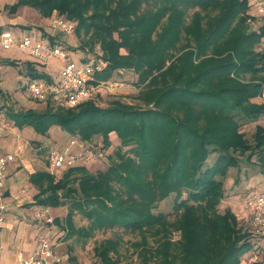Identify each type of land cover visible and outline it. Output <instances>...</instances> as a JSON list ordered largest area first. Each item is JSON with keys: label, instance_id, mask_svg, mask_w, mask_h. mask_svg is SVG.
Returning a JSON list of instances; mask_svg holds the SVG:
<instances>
[{"label": "trees", "instance_id": "trees-1", "mask_svg": "<svg viewBox=\"0 0 264 264\" xmlns=\"http://www.w3.org/2000/svg\"><path fill=\"white\" fill-rule=\"evenodd\" d=\"M23 5L43 17L57 11L74 20L76 36L86 38L81 52L99 44L107 62L96 78L131 69L145 91L139 99L152 105L112 100L102 107L88 100L66 111L49 104L43 112L11 114L15 124L42 135L58 126L82 141L101 136L108 146L116 134L121 143L105 170L70 168L58 179L32 174L34 203L67 205L63 221L53 222L69 237L108 229L138 234L131 244L139 264H242L252 249L249 235L229 207L219 212L218 205L222 178L239 164L236 152L247 162L256 156L264 174V125L255 126L252 141L241 131L244 121L264 116V101L254 100L264 83V23L251 28L248 0H17L9 12ZM171 194V212H154ZM77 212L85 226L75 227ZM174 230L177 241L170 239ZM118 246L117 237L105 238L94 254L116 264Z\"/></svg>", "mask_w": 264, "mask_h": 264}, {"label": "rangeland", "instance_id": "rangeland-1", "mask_svg": "<svg viewBox=\"0 0 264 264\" xmlns=\"http://www.w3.org/2000/svg\"><path fill=\"white\" fill-rule=\"evenodd\" d=\"M33 9L37 11V9ZM33 9H29L27 7L23 8L20 11L21 17L26 18L25 16L30 15ZM253 12L254 10L249 7L250 17L251 13ZM54 16L65 18L57 11H55ZM23 18L22 20L25 21ZM185 18L186 20L184 21V24L186 25V23L189 22L190 15L188 14V16ZM69 21L72 22L75 27L76 22L71 19ZM248 22L250 23V25H252V29H256L262 23H264V19L259 17H251L248 18ZM51 26L55 29L54 37H57V41L54 40V42L58 43L64 48L66 47L67 49H69L74 61L82 62L83 58H90L95 51L101 54L102 57L103 53L99 47V44H95L94 46H90V44L83 45L84 49L86 50V52H84L85 54H83L81 52L82 49H80L79 47L81 42L86 40L85 37L76 36L75 31L69 35L63 34L59 32V30L53 25ZM28 27H33L36 32L39 29V26L34 24L20 25L21 29L27 28V31L22 30V33H29ZM8 29L13 30L12 28ZM62 35L63 38H59ZM29 36L32 37V35ZM185 42L186 40L182 41V43ZM1 57L8 60L13 58H15V60H33L30 55L23 51L16 49H3L0 46V58ZM0 63L4 64V61H0ZM58 68H60V65L56 58H52L49 61L48 65L44 67L46 71L52 72V74H56ZM4 69L7 71V74H9L13 67H11L10 65H4ZM2 73L3 72L0 73V76L3 75ZM136 78L137 75L135 71L133 72V70L131 69L116 70L111 77L105 79L107 81L114 80L115 84L109 88H100L99 92L95 96V100L93 101H95L102 107L107 106L108 103L112 100H118L123 101V103L129 104L130 106H135L141 109L151 108V104H145L141 99H139V94L145 93V91L143 90L141 92L143 88L141 89V86H137ZM3 79L4 78H0V82H2ZM7 79L11 81L12 89L10 90L12 92L10 96L11 98H9V96L6 97L4 93L0 94V127L4 128V130H0V133L2 134V136L0 137H7L12 146L10 147V149H8L7 147L4 150L0 149L1 154H5V152L13 153V149H15L13 148V146L17 145V141H20L24 146V155L28 156L27 158L31 157L34 159V168H44V164L47 161V170L49 172V154L51 150L54 148H64L65 145L69 143L71 138L83 143L84 148L91 147L101 152V156H97L88 164L77 165L72 168L86 167L90 172H95L99 170H105L109 166L112 158H115V151L119 147H121L120 140L118 139L116 134L110 135V144L108 146H106L102 142L101 136H95L90 141L86 142L71 135H69V138L61 136L64 135L62 134L64 132L63 130L59 129L58 133L62 132L59 135L58 133L54 132L55 130L52 128L48 130L49 135L44 143H41L39 141L40 143L36 145L35 142L38 141L31 139L29 136L22 138L21 136L24 133L21 128H17V124H15V122L13 121L11 114L17 111L23 112L27 109H33L37 112H43L47 110V107H49V104H47L48 102L53 104V106H51L53 110L58 109L66 111L68 107L62 105L56 100L38 102L32 99L26 91L27 78H25L22 74L20 75V78ZM105 80L99 79V81ZM13 87L15 88L13 89ZM254 100L258 102L264 101V99H262L260 96H258L257 99ZM257 124L264 125V116L260 117L257 121H244V123H242L241 125V131L249 141H252L253 132ZM28 128H30L29 130L36 134L32 127L29 126ZM11 150L13 151L11 152ZM123 150H126V147H123ZM235 155L239 158V164L237 167L230 168L226 177L222 178L225 194L223 199L221 200V203L218 205V210L219 212H222L225 207H229L235 213L238 219L237 226H240L239 228H241V232H246L249 235V241L252 244V249L250 250H259L260 252H262L261 257L257 259L264 261V236H262V238L256 236V232L254 228H252V225L250 223L248 211H239L240 206L243 205L250 196L264 189V182H262V177H264L262 175L264 174H262L261 169L256 162V156H253L251 160L247 162L245 159L246 155H239L237 152ZM215 157V154H211L207 159V164H212L215 160ZM68 169L69 168L65 169L60 174H53V176L58 179ZM16 171L17 170H15V172ZM21 178L22 176L20 175V177L17 176L16 179L19 180ZM20 181L21 182L18 181L19 186L16 187V189H12V205L15 207H11V209L6 212V216L3 219L4 222H0V259L13 260L14 258H17V256H21L20 254H24L27 250H29L31 244H33L40 235L58 237L61 234V236H63L62 245L59 246L60 248L57 247V250H59L58 252H62V254L64 255L65 261L63 264H102L94 254V246H96L101 240L110 237H117L119 242L116 264H139L138 258L133 251L134 247L131 244V242L138 240V234L130 233L121 229H108L105 231H95L93 236L87 239H80L75 235L69 237L67 235L66 227L62 228L61 226L56 225L54 222H48V219L50 217L53 219L56 217L63 221L67 213L68 206L65 205L60 207H51L40 206L32 203V196L37 192V189L28 182V179L25 178V175L23 180ZM173 200L174 194H171L168 197L164 198L155 206L154 212L170 213L172 210ZM73 220L75 227L85 226L87 224V220L78 212L74 215ZM180 237L181 236L179 231L174 230L170 234V239L172 241H177L180 239ZM250 250L244 254L245 256H242V261L248 259V257L252 254L251 253L249 256H247L250 253ZM14 261H18V259H15ZM242 264H246V262H242Z\"/></svg>", "mask_w": 264, "mask_h": 264}, {"label": "built area", "instance_id": "built-area-1", "mask_svg": "<svg viewBox=\"0 0 264 264\" xmlns=\"http://www.w3.org/2000/svg\"><path fill=\"white\" fill-rule=\"evenodd\" d=\"M248 3L249 7L254 10L251 17L264 19V0H248ZM52 25L63 34L69 35L74 32V24L61 17L53 18ZM0 46L3 49L23 51L39 64H46L52 58L59 61L57 80L30 79L27 81L26 91L32 99L38 102L54 99L68 108H74L88 100H95L100 88H109L115 84L114 80L99 81L96 78V75L103 71L107 65L101 54L96 51L87 60L76 62L72 59L70 50L56 42L44 38H32L24 34L18 35L10 30L0 33ZM262 50H264V41H262ZM259 96L264 99V84L261 85ZM0 130H4V128L0 127ZM97 156H101V152L91 147L81 151H71L68 147L54 148L49 154V174H60L67 168L88 164ZM9 157L0 158V222L4 219L7 207L3 183L7 176ZM239 211H248L250 223L256 236L262 238L264 236V190L250 196L240 206ZM48 222L52 223L53 218L50 217ZM62 238L63 236L40 235L34 249L26 257L12 262L0 259V264H63L64 255L57 250V247L62 245ZM261 255L262 252L259 250L253 251L243 262L248 264L257 260Z\"/></svg>", "mask_w": 264, "mask_h": 264}, {"label": "crops", "instance_id": "crops-1", "mask_svg": "<svg viewBox=\"0 0 264 264\" xmlns=\"http://www.w3.org/2000/svg\"><path fill=\"white\" fill-rule=\"evenodd\" d=\"M17 2V0H0V33L2 32V30H10L8 28H12L13 33L16 34H24L22 33V30H26L27 28L21 29L20 25H38L39 29L37 30V32L35 31V29L33 27H28V32L27 34L24 35H32L33 38H39V37H44L47 40L49 39V36L54 37V31L55 29L51 26L52 25V19L55 17V11L52 13V15L50 17H43L40 15V13L36 10H34L32 7L27 6V5H23V6H19L16 11L14 12H9V6L12 5L13 3ZM32 8L33 11L30 15H26V18L21 17V10L23 8ZM22 18L25 20L23 21ZM27 21V22H26ZM4 28V29H2ZM27 31V30H26ZM45 33V34H44ZM47 33V34H46ZM60 34V33H59ZM46 35V36H43ZM59 38H63V35L60 36ZM54 40L57 41V37H54ZM0 61H4V64L2 63V70L0 71L3 72L2 76H0V78H4L2 82H0V94L4 93L6 97L9 96V98H11V90L12 86H11V81L7 78H20V75H24L25 78H27V81L30 79H44V80H57L58 79V73H59V68L56 72V74H52V72L46 71L44 69L45 66L48 65V63L46 64H39L38 62H36L34 59L32 61H28L26 59H17L15 60V58L13 59H5V58H0ZM59 62V61H58ZM4 65H10L11 67H13V69L11 70V74H7V71L4 69ZM60 65V64H59ZM99 80V79H98ZM27 83V82H26ZM15 87H13L14 89ZM50 100H54V99H50ZM46 104V103H44ZM47 104H51V103H47ZM51 106H53V104H51ZM18 112V111H17ZM17 128H21V130L23 131L24 134H22V138L24 137H30L31 139H34L36 145H38V143H44V141L48 138V133L47 132L45 135L39 134L37 133L33 128V130L36 132V134H34V132L30 131L28 128L29 125H16ZM31 127V126H30ZM52 129H54L56 133H58L59 131V127L58 126H52ZM50 128V129H51ZM62 132H59L58 134L60 135ZM61 136H65L66 138H69V134L66 132H63ZM0 136H2V134L0 133ZM1 138V137H0ZM40 141V142H39ZM12 146V144H10L9 139L7 137L5 138H1L0 139V149H6V147L8 149H10V147ZM42 146V144H41ZM84 144L81 143L80 141L76 140V139H71L67 145H65V147H68L71 151H81L84 147ZM86 146V145H85ZM23 143H21L20 141H17V145L13 146L14 152L13 153H7L5 152V154H1L0 153V158H8V163H7V176L4 179V198H5V202L7 204L6 207V211L4 213V218L6 216V212L11 209V207H15L12 205V201H13V190L12 189H16V187L19 186V182H21L20 180H23L24 175L25 178L28 179V182L30 184H32L38 192V187L36 185H34L31 180L30 177L32 174H35L37 172H48L47 170V165L48 162L46 161L44 164V168L41 169H36L34 168V164L35 161L33 158H27L28 156H25L23 153ZM81 148V149H80ZM11 150V152L13 151ZM14 161V162H13ZM19 167V168H18ZM15 170H17L15 172ZM20 175L22 176L21 179L17 180V176L20 177ZM19 181V182H18ZM37 192L35 194H37ZM35 194L32 196V203H34V196ZM35 204V203H34ZM37 205V204H36ZM4 222V221H3ZM2 222V223H3ZM9 225V224H7ZM61 236V234H60ZM59 237V236H58ZM36 245V241L31 244V247L29 250H27L24 254H20L21 256H17V258H14L13 260H5L7 262H12L15 259H22L24 257H26L35 247Z\"/></svg>", "mask_w": 264, "mask_h": 264}, {"label": "bare ground", "instance_id": "bare-ground-1", "mask_svg": "<svg viewBox=\"0 0 264 264\" xmlns=\"http://www.w3.org/2000/svg\"><path fill=\"white\" fill-rule=\"evenodd\" d=\"M83 149H85V148H83ZM83 149H82V150H83Z\"/></svg>", "mask_w": 264, "mask_h": 264}]
</instances>
